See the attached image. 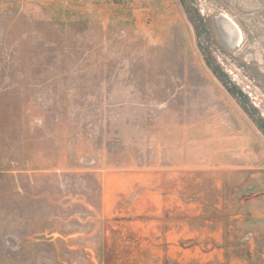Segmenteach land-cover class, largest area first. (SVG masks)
<instances>
[{"label":"rangeland","instance_id":"374dc122","mask_svg":"<svg viewBox=\"0 0 264 264\" xmlns=\"http://www.w3.org/2000/svg\"><path fill=\"white\" fill-rule=\"evenodd\" d=\"M0 264H264V0H0Z\"/></svg>","mask_w":264,"mask_h":264},{"label":"bare ground","instance_id":"6f19581e","mask_svg":"<svg viewBox=\"0 0 264 264\" xmlns=\"http://www.w3.org/2000/svg\"><path fill=\"white\" fill-rule=\"evenodd\" d=\"M224 20L219 18V22L223 26L224 35L230 46H238L243 39V31L238 23L228 13L222 14ZM222 29V28H221Z\"/></svg>","mask_w":264,"mask_h":264}]
</instances>
